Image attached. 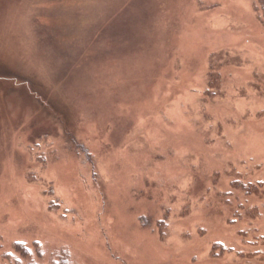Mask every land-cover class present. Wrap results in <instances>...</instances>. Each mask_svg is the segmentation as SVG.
<instances>
[{"label": "rangeland", "instance_id": "1", "mask_svg": "<svg viewBox=\"0 0 264 264\" xmlns=\"http://www.w3.org/2000/svg\"><path fill=\"white\" fill-rule=\"evenodd\" d=\"M61 255L264 264V0H0V264Z\"/></svg>", "mask_w": 264, "mask_h": 264}, {"label": "trees", "instance_id": "2", "mask_svg": "<svg viewBox=\"0 0 264 264\" xmlns=\"http://www.w3.org/2000/svg\"><path fill=\"white\" fill-rule=\"evenodd\" d=\"M14 247H15L16 251H20L22 249V245L19 243L15 244ZM23 252H25V251H23ZM51 264H73V263H71V261L68 259V257L61 255L58 261H53Z\"/></svg>", "mask_w": 264, "mask_h": 264}]
</instances>
